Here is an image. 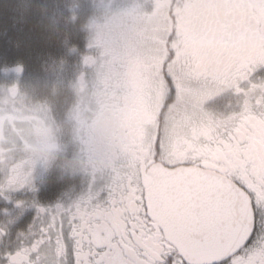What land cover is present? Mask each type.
Listing matches in <instances>:
<instances>
[{
	"label": "clouds",
	"instance_id": "clouds-1",
	"mask_svg": "<svg viewBox=\"0 0 264 264\" xmlns=\"http://www.w3.org/2000/svg\"><path fill=\"white\" fill-rule=\"evenodd\" d=\"M0 10L48 49L32 66L0 67V197L35 192L53 169L95 180L191 162L264 176V0H2ZM41 231L19 233L21 261L59 264Z\"/></svg>",
	"mask_w": 264,
	"mask_h": 264
},
{
	"label": "snow or ice",
	"instance_id": "snow-or-ice-1",
	"mask_svg": "<svg viewBox=\"0 0 264 264\" xmlns=\"http://www.w3.org/2000/svg\"><path fill=\"white\" fill-rule=\"evenodd\" d=\"M33 226L59 245V264H264V176L191 162L117 169L38 207ZM20 248L8 264H32Z\"/></svg>",
	"mask_w": 264,
	"mask_h": 264
},
{
	"label": "flooded vegetation",
	"instance_id": "flooded-vegetation-1",
	"mask_svg": "<svg viewBox=\"0 0 264 264\" xmlns=\"http://www.w3.org/2000/svg\"><path fill=\"white\" fill-rule=\"evenodd\" d=\"M43 177L44 175L37 177L35 181L37 190L35 192L21 190L11 193V200H5L0 197V222L7 224L9 219L12 220V223L7 226L6 235L0 237V264H8V255H14L20 248L21 243L18 235L20 232L28 230V226L36 218L38 207H48L57 202H67L69 199H76L88 190L90 183L94 187L102 186L108 178L106 175L103 178L98 177L94 181L90 176H76V179L80 182L77 185L74 179L66 178L65 176L61 177L59 171H50L48 185L41 186L44 180ZM18 199L35 202V204L32 203L31 206L22 210L15 207V200ZM31 258L34 259V254Z\"/></svg>",
	"mask_w": 264,
	"mask_h": 264
},
{
	"label": "trees",
	"instance_id": "trees-1",
	"mask_svg": "<svg viewBox=\"0 0 264 264\" xmlns=\"http://www.w3.org/2000/svg\"><path fill=\"white\" fill-rule=\"evenodd\" d=\"M47 51L29 24L14 23L7 10H0V67L14 64L18 59L32 66Z\"/></svg>",
	"mask_w": 264,
	"mask_h": 264
},
{
	"label": "rangeland",
	"instance_id": "rangeland-1",
	"mask_svg": "<svg viewBox=\"0 0 264 264\" xmlns=\"http://www.w3.org/2000/svg\"><path fill=\"white\" fill-rule=\"evenodd\" d=\"M75 42H77V43H79V41H75ZM82 46V45H81ZM53 171H59V170H56V169H53L52 170V172ZM49 176H50V172H48L47 174H44V180H43V183H41V182H39V183H41V186H47L48 185V183H49ZM66 178H68V176H65ZM42 178V179H43ZM70 179H74L75 180V182H76V184L78 185L80 182H78V180L76 179V177H69ZM79 179V178H78Z\"/></svg>",
	"mask_w": 264,
	"mask_h": 264
}]
</instances>
